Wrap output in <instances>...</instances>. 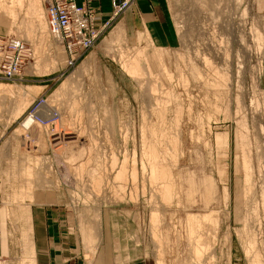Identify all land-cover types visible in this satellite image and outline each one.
I'll return each instance as SVG.
<instances>
[{
	"label": "rangeland",
	"instance_id": "rangeland-1",
	"mask_svg": "<svg viewBox=\"0 0 264 264\" xmlns=\"http://www.w3.org/2000/svg\"><path fill=\"white\" fill-rule=\"evenodd\" d=\"M49 1L0 0V42L21 61L0 80V230L43 193L123 262L264 263V0H71L98 34L79 50ZM204 216L215 238L195 261Z\"/></svg>",
	"mask_w": 264,
	"mask_h": 264
},
{
	"label": "crops",
	"instance_id": "crops-1",
	"mask_svg": "<svg viewBox=\"0 0 264 264\" xmlns=\"http://www.w3.org/2000/svg\"><path fill=\"white\" fill-rule=\"evenodd\" d=\"M27 205L24 224L0 230V264H132L114 255L111 245L86 244L59 201L42 193Z\"/></svg>",
	"mask_w": 264,
	"mask_h": 264
},
{
	"label": "built area",
	"instance_id": "built-area-1",
	"mask_svg": "<svg viewBox=\"0 0 264 264\" xmlns=\"http://www.w3.org/2000/svg\"><path fill=\"white\" fill-rule=\"evenodd\" d=\"M47 14L51 29L69 46L74 47L73 49H87L95 42L97 31L90 35L85 33L87 23L83 19L84 12L71 0H50ZM13 46L14 50L18 47ZM20 50L17 49L18 54ZM18 56L8 52L6 44L0 42V80H12L17 76L21 67Z\"/></svg>",
	"mask_w": 264,
	"mask_h": 264
},
{
	"label": "bare ground",
	"instance_id": "bare-ground-1",
	"mask_svg": "<svg viewBox=\"0 0 264 264\" xmlns=\"http://www.w3.org/2000/svg\"><path fill=\"white\" fill-rule=\"evenodd\" d=\"M202 1V0H201ZM205 1V0H204ZM236 1V0H235ZM20 2V1H19ZM206 2H208L207 0H206ZM226 2V1H225ZM231 2V1H230ZM206 4V3H205ZM12 8V7H11ZM217 8V7H216ZM10 9V8H9ZM1 10V9H0ZM8 11V10H7ZM12 11V10H11ZM218 11V10H217ZM4 12V11H3ZM6 12V11H5ZM7 13V12H6ZM0 14H2L1 12H0ZM9 14H10V11H9ZM9 14H8V16H9ZM13 14V15H12ZM7 15V14H6ZM5 14H3V16H5V17H7ZM11 15L13 16L12 18H14V12L12 13L11 12ZM11 19V18H10ZM8 20H9V18H8ZM1 21V20H0ZM2 21H3V18H2ZM1 21V22H2ZM4 22V21H3ZM5 22H9V21H7V19H6V21ZM5 25V24H4ZM5 26H7V25H5ZM5 28H7V27H5ZM8 28H9V26H8ZM257 33V32H256ZM257 35H258V33H257ZM257 35H256V38H258L257 37ZM260 35V34H259ZM261 37V36H260ZM259 39V38H258ZM257 39V40H258ZM260 42V41H259ZM135 54V53H134ZM136 55V54H135ZM140 56V55H139ZM136 57V56H135ZM146 58V57H145ZM138 59H140V58H138ZM136 60V59H135ZM145 60V59H144ZM130 61H131V59H130ZM135 62V61H134ZM130 63V62H129ZM189 63V62H188ZM144 64H146V63H144ZM193 64V63H192ZM130 65V64H129ZM131 65H132V63H131ZM136 65V64H135ZM189 65V64H188ZM186 66V65H185ZM193 66H195V65H193ZM142 67V66H141ZM135 68V67H134ZM189 68V67H188ZM193 68V67H192ZM128 69V68H127ZM134 70V69H133ZM136 70V69H135ZM163 70H164V68H163ZM128 71V70H127ZM143 71H146L145 69L143 70ZM143 71H142V73H143ZM167 71V70H166ZM190 71H192V70H190ZM194 71V70H193ZM197 71V70H196ZM199 71V70H198ZM133 73V72H132ZM136 73V72H135ZM145 74H147L146 72H144ZM149 73V72H148ZM168 73V72H167ZM192 73V72H191ZM195 73V72H194ZM200 73V72H199ZM168 75V74H167ZM193 75V74H192ZM197 75V74H196ZM133 76V75H132ZM140 76H141V74H140ZM150 76V75H149ZM170 76V75H169ZM193 76H195V75H193ZM201 76V75H200ZM134 77V76H133ZM136 77V76H135ZM142 77V76H141ZM143 77H145V76H143ZM147 77H148V75H147ZM168 78H170V77H168ZM198 78V77H197ZM136 79V78H135ZM139 79V78H138ZM193 79H195L196 80V78H193ZM199 79V78H198ZM149 80V79H148ZM180 81V80H179ZM154 82V81H153ZM181 82V81H180ZM184 82H185V79H184ZM188 83V82H187ZM152 83L150 82H148V87H149V85H151ZM201 84V83H200ZM140 85V84H139ZM153 85V84H152ZM155 86V85H154ZM184 86V85H183ZM156 89V88H155ZM10 91H11V89H10V87L8 88V86H7V88L6 87H1L0 86V94H3V95H0V96H3L2 97V99H4V97L6 96V95H8L9 93H10ZM147 91V93H149L148 91H149V88L146 90ZM162 91V90H161ZM155 92H156V90H155ZM160 92V91H159ZM153 93V92H152ZM151 93V94H152ZM160 94V93H159ZM149 95H150V93H149ZM162 95H164V93L162 94ZM9 97V96H8ZM10 98V97H9ZM155 99V98H154ZM167 99V98H166ZM159 100V99H158ZM2 103V102H1ZM153 103V102H152ZM161 103V102H160ZM3 104V103H2ZM2 104H0V105H2ZM5 104V103H4ZM157 105V104H156ZM239 112V111H238ZM28 124L30 125V120L28 119L27 121H26V123H25V125L24 126H28ZM242 133V132H241ZM180 135V134H179ZM178 135V136H179ZM181 136V135H180ZM242 136V135H241ZM241 136H239V137H241ZM244 137V136H243ZM176 138H174V140H175ZM144 140V139H143ZM142 140V143L144 144V141ZM181 140V139H180ZM241 140V139H240ZM243 140H244V138H243ZM176 142H179V139L178 140H175ZM175 142V143H176ZM244 142V141H243ZM243 142L241 141V143L243 144ZM97 143V142H96ZM180 143H181V141H180ZM245 143V142H244ZM178 144V143H177ZM146 145V144H145ZM245 145V144H244ZM147 146V145H146ZM145 146V147H146ZM174 147H175V144H174ZM181 147V146H180ZM176 148H178V147H175V149ZM244 148V147H243ZM246 148V147H245ZM244 148V149H245ZM142 149H143V146H142ZM146 149H147V147H146ZM146 149H143V150H146ZM148 150H150V148H148ZM173 151H175V150H173ZM179 151V150H178ZM177 151V152H178ZM244 151V150H243ZM246 151V150H245ZM145 152V151H144ZM146 152H149V151H146ZM145 152V153H146ZM150 152L152 153V154H150L151 155V157H152V155H153V153H154V148H153V151L152 150H150ZM156 153V152H155ZM154 153V154H155ZM247 153V152H246ZM144 154V153H143ZM142 154V155H143ZM157 154V153H156ZM174 154V153H173ZM159 155V154H158ZM175 155H177V154H175ZM178 155H180V154H178ZM178 155H177V157H178ZM246 155V154H245ZM244 154H243V160H244V158H245V160H247V157L245 156ZM145 156H146V154H145ZM149 156V155H148ZM148 156H146L147 158V160L148 159H150V158H148ZM157 156V155H156ZM247 156H249L248 155V153H247ZM155 157V156H154ZM160 157L161 158H163V156H161L160 155ZM176 157V156H175ZM143 159H144V157H142ZM153 158V157H152ZM173 158V157H172ZM179 159V158H178ZM257 159V158H256ZM145 160V159H144ZM153 160V159H152ZM248 160H249V157H248ZM146 161V160H145ZM156 161V160H155ZM162 161V160H161ZM147 163H146V165H148V162H149V160L148 161H146ZM150 162H152L153 163V161H150ZM159 162V161H158ZM157 162V163H158ZM164 162V161H163ZM174 162V161H173ZM152 163L150 164V165H152ZM176 163V162H175ZM174 163V164H175ZM161 164V163H160ZM164 164V163H163ZM145 165V164H144ZM250 165V164H249ZM248 165V168L250 167ZM122 166H123V164H122ZM160 166V165H159ZM175 166H176V164H175ZM245 167H247V165H244ZM150 167V166H149ZM153 167V166H152ZM158 167V165L156 166V168ZM245 167H242L243 168V171L245 170ZM123 169V168H122ZM151 169V167L150 168H148V171ZM161 170V169H160ZM122 171V170H121ZM142 171H144V170H142ZM153 171V170H152ZM158 171V170H157ZM165 171V170H164ZM245 171H247V170H245ZM245 171L243 172L244 174H245V183L246 182H248V180H250L251 179V177H247L248 175H250L251 173H249L248 174V172L247 173H245ZM248 171H250V172H252L251 170H250V168H249V170ZM134 172V171H133ZM119 173V172H118ZM125 173V172H124ZM144 173V172H143ZM148 174H149V172H147ZM159 173H161V172H159ZM163 173H166V172H163ZM154 174H155V172H154ZM168 173H166V175H167ZM124 175V174H123ZM151 175V174H150ZM169 175V174H168ZM167 175V176H168ZM96 176V175H95ZM156 176V175H155ZM244 176V175H243ZM251 176V175H250ZM97 177H99V176H97ZM120 177H122V175L120 176ZM124 177V176H123ZM150 177H152V176H150ZM170 177V176H169ZM96 178V177H95ZM94 178V179H95ZM101 178V177H100ZM117 178V176L115 177V179ZM172 178V177H171ZM248 178H250V179H248ZM158 179V178H157ZM253 179V178H252ZM134 180H135V178H134ZM155 180V179H154ZM100 181V180H99ZM98 181V182H99ZM116 181V180H115ZM121 181V180H120ZM122 181H124V180H122ZM149 181V180H148ZM158 181V180H157ZM126 182V181H125ZM131 182H133V181H131ZM165 183H166V180L164 181ZM210 182V181H209ZM153 183V182H152ZM159 183V182H158ZM168 183V182H167ZM245 183H244V186L245 187H247L246 185H245ZM252 183V182H251ZM251 183L249 184V182L248 183H246L247 185L249 184L250 186H251ZM160 184H161V182H160ZM155 186H157V183L156 184H154ZM170 185V184H169ZM212 185H210L209 187H211ZM249 186V187H250ZM152 187V186H151ZM156 188V187H155ZM158 188H160V187H158ZM163 188V187H162ZM171 188V187H170ZM213 189V188H212ZM224 189V188H223ZM247 189H248V187H247ZM250 189V188H249ZM159 190V189H158ZM166 190V189H165ZM165 190H164V193H165ZM161 191L163 192V190L161 189ZM160 192V191H159ZM248 192V191H247ZM163 194H161V196H162ZM167 195L168 194H166L165 196H166V198L167 199H165V200H167L168 201V199L171 197V196H169V198L167 197ZM171 195V194H170ZM159 196V195H158ZM160 196V197H161ZM262 197V196H261ZM171 199V198H170ZM262 199V198H261ZM163 202H164V200H163ZM253 202V201H252ZM166 203V202H165ZM164 203V205H167V204H165ZM245 203H247V201L245 202ZM248 206V205H247ZM251 206V205H250ZM249 207V206H248ZM250 211V210H249ZM248 211V212H249ZM252 211V210H251ZM251 211H250V214H253V212L251 213ZM247 214V213H246ZM256 214V213H255ZM248 215V214H247ZM254 215V214H253ZM155 216V215H154ZM246 216V215H245ZM2 217H4L3 215H2ZM248 217V216H247ZM256 217V216H255ZM254 216H253V219L255 218ZM246 218V217H245ZM252 219V218H251ZM245 220V219H244ZM248 220V219H247ZM215 220L213 219H211L210 217H202L201 218V220L200 221H197L199 224H201V225H203L204 226V228H205V233L204 234H196V235H194L193 233H192V230H193V228H190V238L191 237H193V247H192V255H193V258H194V260L195 261H200L201 260V258L203 257V254H204V252L206 251V250H208V248H209V246H210V242H212V241H214V235H215V230H216V227H217V225H216V221L214 222ZM251 221H253V220H251ZM254 222V221H253ZM198 223H197V225H198ZM209 223V224H208ZM245 223H247L246 221H245ZM249 225V224H248ZM247 224H245V228L248 230V232L246 231L245 233H247L246 234V236H247V245H248V247L249 246H253L254 247V245L256 244V243H259V242H257L256 241V238H255V231L253 232L250 228L251 227H249ZM198 227H200V225H198ZM202 227V226H201ZM245 229V230H246ZM261 241V240H260ZM246 243V242H245ZM261 247H262V249H264V240H262L261 242ZM211 245H212V243H211ZM246 245V244H245ZM247 247V250L249 249ZM252 247V248H253ZM259 248H260V246H259ZM249 251V250H248ZM251 251H253V250H251ZM261 252V251H260ZM249 253V252H248ZM251 253V255H252V252H250ZM255 253V252H254ZM250 256V255H249ZM213 257V256H212ZM251 257V256H250ZM252 259V258H251ZM250 263L251 264H264V263H262V261L259 259V255H258V252H256L254 255H253V260H250Z\"/></svg>",
	"mask_w": 264,
	"mask_h": 264
}]
</instances>
